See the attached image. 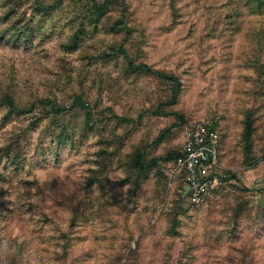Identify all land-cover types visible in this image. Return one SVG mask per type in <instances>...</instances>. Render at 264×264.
<instances>
[{
    "label": "trees",
    "instance_id": "trees-1",
    "mask_svg": "<svg viewBox=\"0 0 264 264\" xmlns=\"http://www.w3.org/2000/svg\"><path fill=\"white\" fill-rule=\"evenodd\" d=\"M161 6L163 17L156 36L184 35L187 44L183 50L195 53L199 58L193 68L195 74H204L208 70L221 73L229 66L219 67L217 54L220 47L226 48L228 54L237 51L238 59L242 57L241 63L233 64V68L242 70L237 77L248 81L252 88L248 92L255 98L251 106L239 108L237 145L240 162L246 167L255 166L253 135L260 109L256 104L264 95V0H161ZM138 12L139 6L134 5L133 0H0V43L13 40L28 49L34 44L43 45L59 38L58 48L62 54V71H57L46 91L36 93L30 102L10 90L0 94V161L5 162L3 167L0 166V183L12 181V168L21 170L29 164L28 174L35 177L21 178V183L31 187L39 183L37 170L79 157V166L84 173L82 189L86 193L97 192L105 214L115 227L120 221L113 219L114 211L125 217L124 224L128 226L131 215L139 210L146 179L156 166L152 176L157 177L159 196L163 194L169 175L158 168V162L176 161L182 154L184 140L177 150L162 156H149L151 144L158 146L170 133V127L161 129L152 140L148 135L133 141L130 138L143 125L147 112L156 116L177 115L181 123L186 122L175 109L185 88L184 76L175 68L193 59L186 55L176 62L175 68H159L156 63H151L147 58L153 56L157 43L147 21L140 18ZM215 41H220V45L215 46ZM207 64L209 67L205 69ZM98 77L101 83L117 86L120 98L130 94L127 87L132 83L137 95L145 94L154 102L138 107L136 115L131 112V106L119 113L113 105H108L109 113L100 117L86 98V83L96 81ZM144 77H156L161 81L162 88L156 99L151 92L154 88L138 86ZM15 118L28 121L12 128ZM210 124L220 127L217 121ZM222 134L223 131L220 163L225 148ZM231 179L235 183L229 193L233 197L229 208L233 214L231 221L237 225L247 208L248 201L243 192L248 189L238 185L240 179L236 173L227 175V180ZM173 182L178 195L176 206L173 210L165 206L160 213L171 215V233L178 235L181 216L187 213L183 206L184 177L178 176ZM222 188L209 191L198 205ZM4 192L0 188V197ZM40 220L43 222L40 228L44 231L50 219L45 214ZM75 224L76 219H73L70 227ZM58 230L68 240L67 231L61 227ZM58 236L50 235V238L60 239ZM69 246L70 243L63 245L65 260ZM54 253L60 254V251L55 249ZM53 260L56 258L47 261ZM0 264L18 262L16 258L7 262L0 254Z\"/></svg>",
    "mask_w": 264,
    "mask_h": 264
},
{
    "label": "rangeland",
    "instance_id": "rangeland-1",
    "mask_svg": "<svg viewBox=\"0 0 264 264\" xmlns=\"http://www.w3.org/2000/svg\"><path fill=\"white\" fill-rule=\"evenodd\" d=\"M154 1L133 0L134 5L139 6L140 18L147 21L157 43L153 56L147 59L159 68H175L176 62L186 55L193 59L175 68L184 76L185 82L175 109L186 122L181 123L177 115L156 116L147 112L143 125L130 139L133 141L136 137L148 135L152 140L161 129L170 127L165 139L158 146L151 144L148 150L149 156H162L181 147L185 130L195 121L219 122L218 128L225 138L221 166L228 174L236 173L240 179L238 185L248 189L243 192L248 202L240 221L237 225L231 221L233 214L229 208L233 204L229 193L233 190L234 179L220 191L209 194L201 205L192 208L184 201L187 213L181 216L180 234L174 235L171 233V215L160 212L165 206L170 210L175 208L178 197L176 185L174 182L170 185L166 176L165 190L159 196L157 177L152 176L157 166L150 170L141 206L127 221L128 226L124 224V216L115 211L112 213L113 219L120 221V225L115 227L105 214L97 192L86 193L82 189L84 173L79 166V157L37 170L39 183L31 187L21 183V178L35 177L28 174L30 165L26 164L21 170H10L11 182L0 183V188L5 190L0 197V254L7 262L16 258L18 264H264V95L261 97L263 100L259 98L256 104L260 107L253 135L257 163L246 167L240 162L237 145L240 130L238 113L241 105L251 106L255 96L248 92L252 89L248 81L237 77L241 69L233 68V64L241 63L242 57L238 59L237 51L228 54L226 48L219 46V67L229 66L221 73L208 70L204 74H195L193 68L199 58L195 53L183 50L187 44L184 35L156 36L163 11L161 0ZM59 41V38H54L49 43L34 44L28 49L13 40L0 43V94L10 90L23 97L25 102H30L36 93L45 92L56 77L55 73L62 71ZM219 42L215 41L214 45H220ZM208 67L205 65V69ZM159 82L156 77H144L138 86L154 88L151 92L156 99L162 88ZM133 86L129 84L130 94L120 98L117 86L110 82L101 83L98 77L96 81L86 83V98L100 117L105 112L109 113L108 105H113L119 113L131 106V112L136 115L138 107L143 104L150 106L154 100L145 94L137 95ZM27 121L15 118L11 127L16 128L14 125H23ZM88 141L93 143L94 140ZM142 142L146 143V139ZM169 163L166 160L158 162V168L165 175L168 174ZM4 164V160L0 161L1 167ZM45 214L50 222L42 231L40 219ZM73 219H76V224L70 227ZM60 227L67 231L68 240L58 230ZM50 235H59L60 239L50 238ZM68 243L70 252L65 260L63 245ZM55 249L60 254L54 253ZM53 257L56 260L47 261Z\"/></svg>",
    "mask_w": 264,
    "mask_h": 264
},
{
    "label": "built area",
    "instance_id": "built-area-1",
    "mask_svg": "<svg viewBox=\"0 0 264 264\" xmlns=\"http://www.w3.org/2000/svg\"><path fill=\"white\" fill-rule=\"evenodd\" d=\"M220 142L218 128L209 122L195 121L184 132L182 154L168 165L169 184L178 176L184 177L185 185L189 186L184 199L190 205L200 204L209 191L230 181L219 160Z\"/></svg>",
    "mask_w": 264,
    "mask_h": 264
},
{
    "label": "water",
    "instance_id": "water-1",
    "mask_svg": "<svg viewBox=\"0 0 264 264\" xmlns=\"http://www.w3.org/2000/svg\"><path fill=\"white\" fill-rule=\"evenodd\" d=\"M189 190V186L188 185H185V191L183 193V198L186 197V194H187V191Z\"/></svg>",
    "mask_w": 264,
    "mask_h": 264
},
{
    "label": "crops",
    "instance_id": "crops-1",
    "mask_svg": "<svg viewBox=\"0 0 264 264\" xmlns=\"http://www.w3.org/2000/svg\"><path fill=\"white\" fill-rule=\"evenodd\" d=\"M251 171V170H250ZM248 173H249V171H248Z\"/></svg>",
    "mask_w": 264,
    "mask_h": 264
}]
</instances>
